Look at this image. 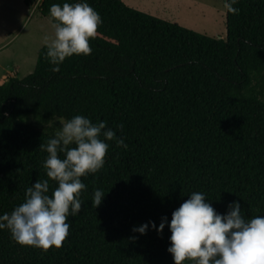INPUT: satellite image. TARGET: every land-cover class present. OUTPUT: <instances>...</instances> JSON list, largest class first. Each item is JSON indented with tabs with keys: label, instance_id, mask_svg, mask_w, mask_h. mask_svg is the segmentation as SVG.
Segmentation results:
<instances>
[{
	"label": "trees",
	"instance_id": "trees-1",
	"mask_svg": "<svg viewBox=\"0 0 264 264\" xmlns=\"http://www.w3.org/2000/svg\"><path fill=\"white\" fill-rule=\"evenodd\" d=\"M65 2L77 0H42L38 10L50 18V7ZM87 2L103 20L91 54L68 57L54 72L45 46L32 74L0 84V214L49 179L39 147L60 117L106 121L128 147L109 141L104 167L81 178L84 206L69 216L60 248L20 245L3 229L0 264H174L167 226L162 237L151 225L146 235L133 228L170 222L192 192L220 213L239 201L245 218L264 215V0H238L226 38L122 0ZM49 185L51 194L57 184ZM94 189L105 194L98 208Z\"/></svg>",
	"mask_w": 264,
	"mask_h": 264
},
{
	"label": "clouds",
	"instance_id": "clouds-1",
	"mask_svg": "<svg viewBox=\"0 0 264 264\" xmlns=\"http://www.w3.org/2000/svg\"><path fill=\"white\" fill-rule=\"evenodd\" d=\"M238 0H224L228 13L239 14ZM54 35L46 36L47 57L54 72L73 55H89L90 40L103 23L100 14L87 2L77 0L53 4L49 9ZM59 130L40 149L48 155L44 169L57 186L51 190L49 179H38L26 189L24 201L11 213L0 214V230L7 229L20 245L44 251L60 248L69 235V216L75 217L84 206L82 191L87 190L82 177L100 171L110 147L125 150V139L117 136L106 121L75 115L70 120L59 118ZM123 129V124L117 125ZM63 154L61 158L60 154ZM105 197L102 189H94L92 205L98 208ZM163 236L167 226L171 232L167 251L174 264H264V215L245 218L239 201L231 202L226 213L218 212L202 192H192L172 213L171 221L162 217L157 228L149 221L133 228L146 235L149 226Z\"/></svg>",
	"mask_w": 264,
	"mask_h": 264
},
{
	"label": "rangeland",
	"instance_id": "rangeland-1",
	"mask_svg": "<svg viewBox=\"0 0 264 264\" xmlns=\"http://www.w3.org/2000/svg\"><path fill=\"white\" fill-rule=\"evenodd\" d=\"M42 0H0V84L32 74L45 37L54 35L53 22L38 10ZM128 6L198 33L227 37L224 0H122ZM59 126V121H56Z\"/></svg>",
	"mask_w": 264,
	"mask_h": 264
},
{
	"label": "crops",
	"instance_id": "crops-1",
	"mask_svg": "<svg viewBox=\"0 0 264 264\" xmlns=\"http://www.w3.org/2000/svg\"><path fill=\"white\" fill-rule=\"evenodd\" d=\"M5 82H6V81H5ZM3 83H4V82H3ZM3 83H2V84H3Z\"/></svg>",
	"mask_w": 264,
	"mask_h": 264
}]
</instances>
